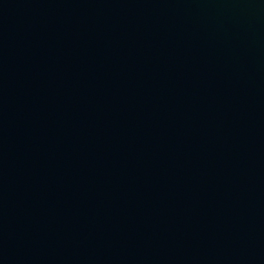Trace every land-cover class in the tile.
Returning <instances> with one entry per match:
<instances>
[{
  "label": "water",
  "instance_id": "95a60500",
  "mask_svg": "<svg viewBox=\"0 0 264 264\" xmlns=\"http://www.w3.org/2000/svg\"><path fill=\"white\" fill-rule=\"evenodd\" d=\"M0 264H264V0H0Z\"/></svg>",
  "mask_w": 264,
  "mask_h": 264
}]
</instances>
